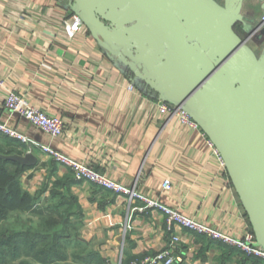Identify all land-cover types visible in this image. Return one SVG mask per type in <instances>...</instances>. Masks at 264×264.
I'll return each instance as SVG.
<instances>
[{
    "label": "crops",
    "instance_id": "obj_1",
    "mask_svg": "<svg viewBox=\"0 0 264 264\" xmlns=\"http://www.w3.org/2000/svg\"><path fill=\"white\" fill-rule=\"evenodd\" d=\"M70 4L0 0V79L33 107L62 119L64 133L53 138L10 114L5 94L0 95V122L225 235L242 238L252 231L207 136L178 117L161 116L156 92L102 49L86 29L69 39L65 21L72 14ZM12 143L0 138V155L26 151L25 145ZM31 154L37 164L25 175L24 188L35 194L44 184L50 188L62 182L61 191L76 202L72 227L78 252L84 249V256H96L94 264H131L169 249L180 257L178 264H264L178 226L169 234L162 212H143L140 200L129 202L76 180L40 148ZM166 180L170 186L163 189ZM173 235L180 242L171 247Z\"/></svg>",
    "mask_w": 264,
    "mask_h": 264
},
{
    "label": "water",
    "instance_id": "obj_2",
    "mask_svg": "<svg viewBox=\"0 0 264 264\" xmlns=\"http://www.w3.org/2000/svg\"><path fill=\"white\" fill-rule=\"evenodd\" d=\"M243 3L71 0L70 10L102 49L198 124L264 249V51L258 57L234 30L239 22L246 35L253 31ZM0 157L37 164L31 153Z\"/></svg>",
    "mask_w": 264,
    "mask_h": 264
},
{
    "label": "trees",
    "instance_id": "obj_3",
    "mask_svg": "<svg viewBox=\"0 0 264 264\" xmlns=\"http://www.w3.org/2000/svg\"><path fill=\"white\" fill-rule=\"evenodd\" d=\"M0 138L25 147L8 137L0 135ZM25 152L19 151L17 155L23 156ZM30 169L0 157V264L96 263V256H84V249L78 252L79 243L73 237L75 198L64 194L62 182L58 181L50 188L44 184L39 192L31 194L23 185ZM70 249L72 253L68 254Z\"/></svg>",
    "mask_w": 264,
    "mask_h": 264
},
{
    "label": "built area",
    "instance_id": "obj_4",
    "mask_svg": "<svg viewBox=\"0 0 264 264\" xmlns=\"http://www.w3.org/2000/svg\"><path fill=\"white\" fill-rule=\"evenodd\" d=\"M264 21V17H263ZM66 34L69 39H74L83 29H85L79 16L71 14L65 21ZM130 90L134 91V85L130 86ZM5 94L4 104L7 111L12 115H18L21 118L28 120L36 128L44 131L53 138H59L64 133V122L59 117H51L40 109L30 105L27 100L17 94L15 91L6 89L5 83L0 79V95ZM159 113L161 116L174 118L178 117L183 124L190 126L196 130H200L198 124L184 112L180 107L175 106L159 100L158 103ZM0 135L18 141L28 148L27 153H31L33 149L40 148L51 160H54L59 165L69 169L76 180L86 181L96 185L99 188L113 192L118 195L125 196L129 202L140 200L144 207L141 211L155 209L162 212L166 218L167 230L172 234L176 226L188 230L192 234L204 236L209 240L218 242L220 244L230 246L240 250L245 256L250 258H257L264 261V249L257 245L255 235L249 231L242 238H235L225 235L210 226L202 224L194 219L189 218L179 210L173 209L161 203L156 199L146 198L137 191L136 187L130 188L119 182L112 181L107 176L96 172L92 167L82 162H78L64 155L63 153L48 147L39 145L33 139L27 137L17 129L10 127L8 124L0 122ZM209 147L213 150L216 158L225 168V163L219 151L215 148L214 144L208 140ZM170 186V181L166 180L163 183V189ZM180 239L173 235L171 237V247L178 244ZM181 259L172 254V251L165 250L158 254L148 255L140 260H135L132 264H178ZM121 264V263H120Z\"/></svg>",
    "mask_w": 264,
    "mask_h": 264
},
{
    "label": "flooded vegetation",
    "instance_id": "obj_5",
    "mask_svg": "<svg viewBox=\"0 0 264 264\" xmlns=\"http://www.w3.org/2000/svg\"><path fill=\"white\" fill-rule=\"evenodd\" d=\"M214 1L221 7L225 6L226 0H214ZM246 4H247V0H244L243 6H242V14H243V16L253 20V22L251 24L253 27V31L250 35H246L245 31H244V25L242 23H239V22L234 26V30L242 39H245L246 41L253 40V41H256L258 44H262V42H264V34H262V30L264 29V21L262 18L263 16L262 17H260V16L259 17H257V16L250 17V16L246 15L244 12ZM260 11H261V9H260ZM259 13H261V12H259ZM260 56H258V57H260Z\"/></svg>",
    "mask_w": 264,
    "mask_h": 264
},
{
    "label": "rangeland",
    "instance_id": "obj_6",
    "mask_svg": "<svg viewBox=\"0 0 264 264\" xmlns=\"http://www.w3.org/2000/svg\"><path fill=\"white\" fill-rule=\"evenodd\" d=\"M261 3L260 0H247V4L246 7L244 9V12L246 15L253 17V16H257V17H264V12L261 10ZM261 12V13H259ZM262 17V18H263ZM246 44L255 52V54L257 56H260L263 53L264 50V42H262V44H258L256 41L253 40H248L246 41ZM70 232H71V228H70ZM72 253V249H70L68 251Z\"/></svg>",
    "mask_w": 264,
    "mask_h": 264
}]
</instances>
